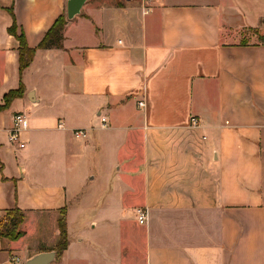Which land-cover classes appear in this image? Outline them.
Instances as JSON below:
<instances>
[{"label":"crops","instance_id":"crops-1","mask_svg":"<svg viewBox=\"0 0 264 264\" xmlns=\"http://www.w3.org/2000/svg\"><path fill=\"white\" fill-rule=\"evenodd\" d=\"M67 3L0 0V105L25 88L0 111V220L26 216L0 264L55 251L63 208L69 245L52 264H264V43L242 38L264 35V0H88L63 48L37 50L21 73L14 18L36 48ZM19 113L24 148L10 134ZM39 156L55 168L30 167ZM65 167L92 188L79 224ZM42 216L48 250L26 241Z\"/></svg>","mask_w":264,"mask_h":264},{"label":"trees","instance_id":"trees-1","mask_svg":"<svg viewBox=\"0 0 264 264\" xmlns=\"http://www.w3.org/2000/svg\"><path fill=\"white\" fill-rule=\"evenodd\" d=\"M11 13L13 14L12 11ZM67 22L68 17L67 14L64 13L52 25L40 44L36 48H31L27 43L24 31L19 29L17 21L14 18V23L8 29V32L12 36H14L20 44L18 51L20 55L19 62L21 73L30 66L37 50L48 48H63V42L65 40L64 29ZM252 30L256 33H259L258 29H251V31ZM259 41L264 43V36H259ZM24 92L25 88L23 84H21L18 89L8 92L4 97V103L0 105V111L8 109L15 99L23 97ZM66 212V208L61 209L60 217L58 219L60 237L55 248V251L57 252V258H60L62 256L63 252L69 245ZM24 220L25 215L20 209L16 208L8 210L6 212V216L0 220V243L4 239H8L10 241L20 240L25 235V232L20 229L22 224L24 223Z\"/></svg>","mask_w":264,"mask_h":264},{"label":"rangeland","instance_id":"rangeland-1","mask_svg":"<svg viewBox=\"0 0 264 264\" xmlns=\"http://www.w3.org/2000/svg\"><path fill=\"white\" fill-rule=\"evenodd\" d=\"M259 33H256L255 31H247L246 33L243 34V40L245 41H250V40H259V36H264L263 34H261L260 29ZM131 145H127L126 147L123 148V150L121 151V154L125 157L127 156V154L130 152L131 153ZM97 155V154H96ZM95 153H90L89 156L87 157V160H91L96 162V166L99 168V164L97 161V157H96ZM29 162L30 163V167H32L34 170L36 169H48V168H55L50 166V163L48 161V159L44 158V157H37L34 158ZM138 159V158H137ZM75 159H73L74 161ZM73 161L69 160V166L73 167ZM92 162L88 165L91 166ZM127 165V160L125 159L124 163L119 162V166H121V174L123 177L126 178H130L129 173L127 171V169H125V166ZM137 165V160L135 159L134 161L130 162L129 166L131 168H135V166ZM60 168H62L60 166ZM75 169V168H73ZM72 170H69L70 173H67L66 167H65V171L63 172V174L61 175L65 181H66V186H67V195H68V201L69 204H71L72 206H76V208L79 210V218L76 219L75 224H79L81 223V220L84 217L90 216L92 207H90L88 205L87 202L84 201V198L87 196V198L90 195V192L92 191V188L90 186V183H88L87 185L85 184V182L83 181V177H85V173L81 174L77 171L74 170L73 172ZM60 176V178H61ZM78 199L81 200V203L78 202ZM101 199V197H100ZM59 217H60V213H59ZM26 219V216H25ZM28 219L31 220V217H29ZM25 223V220H24ZM23 223V224H24ZM45 226V228L50 227V224L48 223L47 217H40V220H36L34 222H29L26 223L25 225V230L28 231L29 236L28 238H26V241L33 247L37 244H39V248L41 250H48L47 247V243H50L51 240H53V238H55L50 232H44V231H40L41 229H38L40 225ZM21 226V230L23 231L24 226ZM79 226V225H77ZM74 229V228H73ZM74 233V231H73ZM47 234V235H46ZM57 246V245H56ZM55 246V248H56Z\"/></svg>","mask_w":264,"mask_h":264},{"label":"built area","instance_id":"built-area-1","mask_svg":"<svg viewBox=\"0 0 264 264\" xmlns=\"http://www.w3.org/2000/svg\"><path fill=\"white\" fill-rule=\"evenodd\" d=\"M146 103L145 101H140L139 102V107H145ZM103 122L106 123V119H103ZM191 122L193 125L198 124V119L193 117L191 119ZM61 127V125H59ZM29 128V118L26 114L24 113H19L15 116L14 118V124L13 128L11 129V140L17 141L20 143V148L25 147V142L20 141L21 136L23 132H25ZM74 135L78 138H87L88 137V132L84 129L81 130H76L74 131ZM1 216V213H0ZM138 220L141 224H144L147 221V212L145 210H139L138 211ZM19 261V259H17Z\"/></svg>","mask_w":264,"mask_h":264},{"label":"water","instance_id":"water-1","mask_svg":"<svg viewBox=\"0 0 264 264\" xmlns=\"http://www.w3.org/2000/svg\"><path fill=\"white\" fill-rule=\"evenodd\" d=\"M88 0H68L67 17L73 19L80 14L83 6ZM57 257L56 251L42 252L34 255L25 264H52Z\"/></svg>","mask_w":264,"mask_h":264}]
</instances>
